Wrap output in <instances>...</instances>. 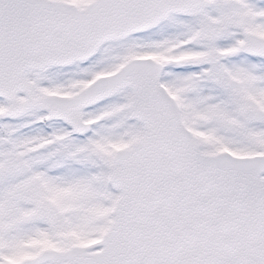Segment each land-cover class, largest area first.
Here are the masks:
<instances>
[{"label":"snow or ice","instance_id":"6c2138e0","mask_svg":"<svg viewBox=\"0 0 264 264\" xmlns=\"http://www.w3.org/2000/svg\"><path fill=\"white\" fill-rule=\"evenodd\" d=\"M0 264H264V0H0Z\"/></svg>","mask_w":264,"mask_h":264}]
</instances>
